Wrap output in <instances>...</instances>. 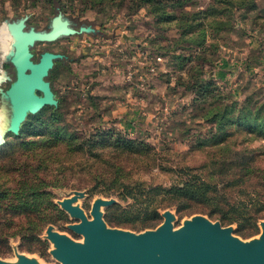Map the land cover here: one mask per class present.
Returning a JSON list of instances; mask_svg holds the SVG:
<instances>
[{"label":"rangeland","instance_id":"1","mask_svg":"<svg viewBox=\"0 0 264 264\" xmlns=\"http://www.w3.org/2000/svg\"><path fill=\"white\" fill-rule=\"evenodd\" d=\"M179 1L0 0V28L5 17L24 14L45 28L58 2L65 14L93 21L104 33L36 44V53L48 48L68 56L48 77L59 114L44 106L0 144V223L13 227L8 233L42 226L39 237L46 245L15 230L0 237L1 261L16 264L25 256L36 264H61L47 230L83 241L70 227L79 218L61 205L74 196L73 204L89 218L96 199L114 200L101 207L108 227L154 229L169 210L178 228L203 213L158 206L153 215L151 207L165 200L148 198L142 185L167 187L187 173L221 182L230 173L219 164L222 147L264 143L253 134L244 137L252 124L236 120L264 113V0L183 1L195 17L172 6ZM9 48L0 40V78ZM226 131L234 135L222 136ZM122 181L142 190L135 187V198H122L114 190ZM41 182L48 193L26 191L27 184ZM262 221L252 234H238L235 223L232 231L242 240L255 239Z\"/></svg>","mask_w":264,"mask_h":264},{"label":"water","instance_id":"2","mask_svg":"<svg viewBox=\"0 0 264 264\" xmlns=\"http://www.w3.org/2000/svg\"><path fill=\"white\" fill-rule=\"evenodd\" d=\"M28 14L5 17L12 34L11 51L1 71L0 101L2 120L0 144L8 132L18 134L29 115L44 106H57L58 99L49 80L50 71L58 60L66 63L68 56L48 48L35 52L38 42H52L78 33L103 35L93 21L65 14L56 2L53 15L45 28L28 22ZM76 196L61 201V205L79 218L70 227L83 234L78 242L48 229L54 242L52 254L61 264H264V219L258 238L242 240L232 231V224L222 225L203 214H196L180 227L173 228L172 212H164V221L156 228L139 233L106 226L101 207L112 199L98 198L89 218L83 209L73 204ZM0 264H11L0 260ZM16 264H36L21 256Z\"/></svg>","mask_w":264,"mask_h":264},{"label":"trees","instance_id":"3","mask_svg":"<svg viewBox=\"0 0 264 264\" xmlns=\"http://www.w3.org/2000/svg\"><path fill=\"white\" fill-rule=\"evenodd\" d=\"M150 1V0H149ZM182 1V2H181ZM172 6H177L180 9L182 15H189L195 17L196 13H191L186 10L185 4L181 0ZM217 3L222 0H214ZM163 5H158L162 7ZM210 7L215 8L213 4ZM210 9V8H209ZM211 10V9H210ZM220 12L221 10L218 9ZM191 27V25H189ZM51 74V71H50ZM52 115H58L57 106H51ZM29 115L27 119L30 118ZM238 122H250L251 130H247L243 133L245 136L254 135L255 138L261 137L264 139V113H256L255 115H249L248 113L237 115ZM26 119V120H27ZM222 136H233L232 132H221ZM127 147L131 146L132 141L128 140ZM145 146L150 147L148 144ZM132 147V146H131ZM130 148L129 153H133ZM220 153L219 164L224 163L229 175L221 182L211 183L202 178L199 174L187 173L185 179L180 183L171 184L167 187L161 185H142L145 187L148 194V198L160 200L164 199L163 205H157L151 207L152 214L157 216L156 208L158 206H175L177 212L189 208L187 213L200 212L206 214L212 220H218L222 225H229L235 223L237 225L236 232L242 236L252 234L258 228V221L264 219V143L258 145H243L237 143L235 145L222 147ZM43 169L47 168V163H40ZM184 169V168H181ZM130 182V181H129ZM221 183V184H220ZM37 183L27 184L26 191L32 194H45L48 193L43 189V182H41L42 191H39V187H35ZM137 187L136 192L141 191L142 187L132 186L128 182H120L119 187L116 190L119 196L135 198L133 189ZM2 192H0V195ZM5 194V193H4ZM3 194V195H4ZM160 204V203H158ZM196 206L197 208H194ZM25 208V207H23ZM4 209V208H3ZM10 208H6L9 210ZM109 220V218H106ZM147 224H153L148 221ZM13 227L3 225L0 223V237H4L9 234H20L23 239L26 236L35 240L42 246L46 245L40 237V231L42 226L35 228H17L13 233H8ZM17 230V232H15ZM31 249V248H30Z\"/></svg>","mask_w":264,"mask_h":264},{"label":"bare ground","instance_id":"4","mask_svg":"<svg viewBox=\"0 0 264 264\" xmlns=\"http://www.w3.org/2000/svg\"><path fill=\"white\" fill-rule=\"evenodd\" d=\"M3 27H2V35H3V38L7 40L8 44H9V50L7 52V58L10 54V51H11V41H12V34H11V29L9 27V25H7L6 23H3ZM1 107V106H0ZM1 114H0V125H1ZM39 264V263H38Z\"/></svg>","mask_w":264,"mask_h":264},{"label":"flooded vegetation","instance_id":"5","mask_svg":"<svg viewBox=\"0 0 264 264\" xmlns=\"http://www.w3.org/2000/svg\"><path fill=\"white\" fill-rule=\"evenodd\" d=\"M3 25H4V24H2V25H1V28H0V33H1L0 40L7 42V40L3 38V35H2V32H1V31H2V27H3ZM7 43H8V42H7ZM5 54H6V53H5ZM6 59H7V57H5L4 60H6ZM8 68H9V67H7V69H8Z\"/></svg>","mask_w":264,"mask_h":264}]
</instances>
